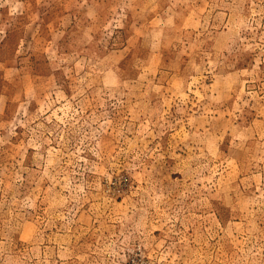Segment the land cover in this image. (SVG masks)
<instances>
[{
  "label": "rangeland",
  "instance_id": "obj_1",
  "mask_svg": "<svg viewBox=\"0 0 264 264\" xmlns=\"http://www.w3.org/2000/svg\"><path fill=\"white\" fill-rule=\"evenodd\" d=\"M0 264H264V0H0Z\"/></svg>",
  "mask_w": 264,
  "mask_h": 264
}]
</instances>
